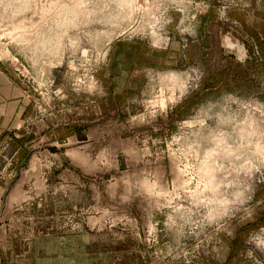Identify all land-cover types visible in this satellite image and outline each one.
I'll use <instances>...</instances> for the list:
<instances>
[{
	"label": "rangeland",
	"instance_id": "374dc122",
	"mask_svg": "<svg viewBox=\"0 0 264 264\" xmlns=\"http://www.w3.org/2000/svg\"><path fill=\"white\" fill-rule=\"evenodd\" d=\"M0 61V264H264V0H0Z\"/></svg>",
	"mask_w": 264,
	"mask_h": 264
},
{
	"label": "crops",
	"instance_id": "0c3cea01",
	"mask_svg": "<svg viewBox=\"0 0 264 264\" xmlns=\"http://www.w3.org/2000/svg\"><path fill=\"white\" fill-rule=\"evenodd\" d=\"M161 58H164L161 51L152 49L141 40L133 42L116 40L111 45L108 68L111 69L112 76L116 70H121L122 75L129 77V80L126 85L120 80L119 86L122 88H118L114 77L107 79L108 85L112 87V94L123 96L130 93L135 89V80L132 82L130 78L133 79L136 69L147 60L156 59L160 62ZM26 92L24 80L7 63L0 61V140L7 137L29 113L30 100ZM9 180L8 176L0 174V198H3L4 193L9 189Z\"/></svg>",
	"mask_w": 264,
	"mask_h": 264
}]
</instances>
